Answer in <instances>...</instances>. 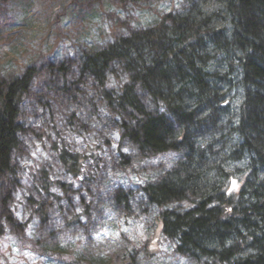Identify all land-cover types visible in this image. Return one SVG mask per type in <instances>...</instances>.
Returning <instances> with one entry per match:
<instances>
[{"label": "trees", "instance_id": "16d2710c", "mask_svg": "<svg viewBox=\"0 0 264 264\" xmlns=\"http://www.w3.org/2000/svg\"><path fill=\"white\" fill-rule=\"evenodd\" d=\"M186 1L154 26L115 33L86 54L82 71L129 115L123 137L143 152L180 153L143 187L177 251L204 264H264V0ZM116 64L127 74L117 94L108 89ZM35 74L30 67L0 81V175L17 172L22 102ZM54 147L79 171L80 153Z\"/></svg>", "mask_w": 264, "mask_h": 264}, {"label": "rangeland", "instance_id": "374dc122", "mask_svg": "<svg viewBox=\"0 0 264 264\" xmlns=\"http://www.w3.org/2000/svg\"><path fill=\"white\" fill-rule=\"evenodd\" d=\"M186 5L0 0V81L36 68L22 102L17 172L0 175V264H204L177 251L143 189L180 153L143 152L123 137L120 121L129 115L110 107L99 82L82 71L86 54L115 33L154 26ZM114 69L108 89L117 94L127 74ZM54 144L81 154L79 171L66 167Z\"/></svg>", "mask_w": 264, "mask_h": 264}]
</instances>
